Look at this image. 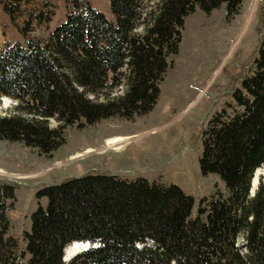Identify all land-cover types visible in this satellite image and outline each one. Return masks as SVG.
I'll list each match as a JSON object with an SVG mask.
<instances>
[{"label": "trees", "instance_id": "obj_1", "mask_svg": "<svg viewBox=\"0 0 264 264\" xmlns=\"http://www.w3.org/2000/svg\"><path fill=\"white\" fill-rule=\"evenodd\" d=\"M24 1L0 3L13 17ZM242 2L157 0L147 8L145 0H110L115 20L89 1L69 2L65 21L46 40L7 39L0 49V96L16 101L12 113L0 115V140L49 156L70 127L147 114L158 103L168 57L179 51L185 18L225 4L230 20ZM253 63L233 102L203 130L201 172L218 175L225 194L192 217L194 198L176 184L111 173L72 177L38 191L47 205L32 213L21 250L7 216L15 185L2 182L0 264H264V183L252 193L264 165V38ZM119 86L124 91L113 95ZM72 242L91 245L64 261Z\"/></svg>", "mask_w": 264, "mask_h": 264}, {"label": "rangeland", "instance_id": "obj_2", "mask_svg": "<svg viewBox=\"0 0 264 264\" xmlns=\"http://www.w3.org/2000/svg\"><path fill=\"white\" fill-rule=\"evenodd\" d=\"M72 1H24L13 17L0 3V49L7 39L24 45L29 39L46 40L65 21ZM79 1H89L115 20L110 0ZM156 1L145 0V7ZM136 32L142 33L143 28ZM181 32L178 53L168 57L170 65L160 83L158 103L147 114L134 120L114 117L80 129L70 127L66 142L49 156L20 142L0 140V183L15 185L16 197L7 211L9 233L18 238L21 250L32 213L39 205H47V198L38 197V191L72 177L111 173L176 184L194 198L192 217L213 195L226 193L218 175L201 172L203 130L216 112L233 102L235 91L254 72L253 62L264 38V0H243L240 12L230 20L225 4L210 14L198 8L185 18ZM123 91L119 86L112 94ZM15 105L14 99L0 96V115L12 113ZM49 122L58 124L55 118ZM254 179L255 192L264 183V165Z\"/></svg>", "mask_w": 264, "mask_h": 264}, {"label": "bare ground", "instance_id": "obj_3", "mask_svg": "<svg viewBox=\"0 0 264 264\" xmlns=\"http://www.w3.org/2000/svg\"><path fill=\"white\" fill-rule=\"evenodd\" d=\"M4 98H8V99H10L9 97H7V96H3ZM5 101H6V104H8V101L5 99ZM113 140V141H112ZM115 140V141H114ZM117 140H119V139H111V141L112 142H116ZM111 142V143H112ZM262 168V167H261ZM259 170V169H258ZM257 170V171H258ZM255 174H256V172H255ZM254 178H255V175H254ZM255 181H256V179H254L253 180V184H255ZM82 245L84 246V247H82ZM69 247V248H68ZM87 247H89V244L88 243H86V242H72L70 245H68L67 247H66V249H65V253H66V260H69L74 254H77L78 252H80V251H82V250H84V249H87ZM67 248H68V251H66L67 250ZM80 248H82V249H80ZM73 250H74V253H73V255H72V252H73ZM71 254V255H70Z\"/></svg>", "mask_w": 264, "mask_h": 264}, {"label": "water", "instance_id": "obj_4", "mask_svg": "<svg viewBox=\"0 0 264 264\" xmlns=\"http://www.w3.org/2000/svg\"><path fill=\"white\" fill-rule=\"evenodd\" d=\"M253 180H254V178H253ZM252 184H253V181H252ZM65 260H66V257H65Z\"/></svg>", "mask_w": 264, "mask_h": 264}]
</instances>
